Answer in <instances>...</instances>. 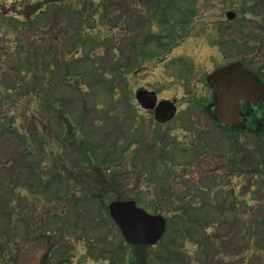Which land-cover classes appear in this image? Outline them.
I'll return each mask as SVG.
<instances>
[{
  "label": "rangeland",
  "instance_id": "374dc122",
  "mask_svg": "<svg viewBox=\"0 0 264 264\" xmlns=\"http://www.w3.org/2000/svg\"><path fill=\"white\" fill-rule=\"evenodd\" d=\"M43 8L21 38L30 57L19 53L7 64L15 68L0 72V264H264V135L220 133L221 157L250 154L252 179L242 170L230 180L182 182L186 212L163 214L155 245L127 244L108 214L111 200L131 192L138 206L158 212L152 155L130 148L134 129H150L135 87L182 93L155 57L188 52L209 68L236 42L235 58L264 74V0H62ZM10 15L0 18V32ZM184 116L166 129H186ZM192 156L173 161L180 167ZM133 171L142 174V194L131 188Z\"/></svg>",
  "mask_w": 264,
  "mask_h": 264
},
{
  "label": "flooded vegetation",
  "instance_id": "af4514ba",
  "mask_svg": "<svg viewBox=\"0 0 264 264\" xmlns=\"http://www.w3.org/2000/svg\"><path fill=\"white\" fill-rule=\"evenodd\" d=\"M61 1L33 0V3H31V0H9L8 5L10 7L7 6L5 0L0 1V18L12 14L10 15L12 21H7L5 23L6 26L2 27V32H0V72H9L7 68L11 70L15 68L7 64H11L15 58L16 60L20 59L19 53H30L28 40L24 42L21 38L23 37L25 26L30 23L31 19L35 18L34 15L38 11H43V7L46 4L56 5L61 3ZM70 1L73 4L74 0ZM4 8L9 9V11H2ZM32 14L34 17L30 16ZM9 31L13 36L8 35ZM123 31L120 38L122 39V51L125 52V43L126 39L129 38V30L123 27ZM148 38L146 39L147 41ZM19 41L24 43H18ZM16 43L18 45H16L14 51V44ZM234 43L236 44V42H233L230 45L229 54L224 53L219 58L213 57L211 60L214 64L209 68L202 66L205 64L200 63L194 54L188 52H185L182 57L175 55L167 57L168 55H166L160 59L159 57L162 55L158 58L156 56L155 59L161 60L156 62L165 64L168 70L171 67L172 77L177 79L178 86L182 88L180 95L167 96L162 94L157 86L149 84H141L134 89V102L143 111L139 112L144 116V120L149 121L150 129H134L136 139L130 148L139 149L138 155L143 149L147 148L152 155L146 164L153 168L155 167L153 172V200L154 204L159 207L158 212L160 213L186 212L183 211L182 206L184 205V197L187 194L183 193L185 185L181 186V183L188 181V179L191 181L195 178H200V181L203 179H215L217 181L221 177H227L230 180L231 172L242 170H245L247 180L250 181L253 177L252 172H250V164L248 163L250 154L247 155L246 160H226L221 157V152L217 147L220 143L219 135L223 131L234 133L236 136L239 133H250L257 136L264 135L263 73L250 67L246 60L240 59L242 68L240 71L231 70L230 75H241L243 93L238 100L236 99L237 101L234 104L231 102L229 110H222L220 97L214 90V86L218 83L221 75L213 73L218 69L221 70L224 66L238 61L234 56L235 53L232 52L235 51ZM160 46L165 47L166 43ZM132 48L135 50L136 45L133 44ZM140 51H143V48H140ZM9 54L12 56L9 57ZM28 57H30L29 54ZM174 57L177 60H174ZM29 71V67L25 69L17 68V72L20 75L29 74ZM230 75H227L226 71H224L225 79ZM253 82L261 84L260 90L253 86ZM2 89L5 91L3 100L9 99L11 88L8 86ZM13 91L18 92L16 88ZM14 98H16L14 100L16 101L23 98V96L18 95ZM174 109L175 112H173ZM171 112L173 114L169 117L168 115ZM181 112L185 114L184 118H186V122L181 124V126L186 127V129L182 127H180L181 129H166L167 125L176 120ZM153 126L158 127V129H152ZM144 128H147V126H144ZM174 130H177V132H174ZM195 150L200 151L195 155ZM191 153H194V156L188 163H182L180 167L174 163V158L177 159L178 156L184 155L190 156ZM244 160L245 162H243ZM160 167H163V169L161 170ZM75 168L77 169V166ZM127 176L133 181L131 188L136 185V191L140 193L144 189L142 187V182L144 181L141 172L136 173V171H133ZM102 180H107V177L105 176ZM231 191H234L233 187ZM159 192H162L161 196ZM130 195L125 197L136 198L132 192Z\"/></svg>",
  "mask_w": 264,
  "mask_h": 264
},
{
  "label": "water",
  "instance_id": "95a60500",
  "mask_svg": "<svg viewBox=\"0 0 264 264\" xmlns=\"http://www.w3.org/2000/svg\"><path fill=\"white\" fill-rule=\"evenodd\" d=\"M233 15L232 11L227 12L228 18ZM254 86L257 85L254 84ZM215 89L221 99L222 108L228 109L227 106L233 101L234 95L237 92L239 95L242 90L241 80L239 77L232 80L220 78ZM109 214L125 240L131 244H153L160 238L165 228V220L162 215L147 213L144 209L136 206L133 200L110 202Z\"/></svg>",
  "mask_w": 264,
  "mask_h": 264
}]
</instances>
